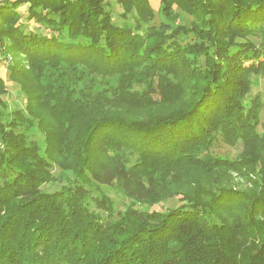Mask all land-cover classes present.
Here are the masks:
<instances>
[{"label": "trees", "instance_id": "1", "mask_svg": "<svg viewBox=\"0 0 264 264\" xmlns=\"http://www.w3.org/2000/svg\"><path fill=\"white\" fill-rule=\"evenodd\" d=\"M114 1L0 0V264H264V0Z\"/></svg>", "mask_w": 264, "mask_h": 264}, {"label": "rangeland", "instance_id": "2", "mask_svg": "<svg viewBox=\"0 0 264 264\" xmlns=\"http://www.w3.org/2000/svg\"><path fill=\"white\" fill-rule=\"evenodd\" d=\"M109 1L112 7V18L117 23H131L132 20L128 19L123 20L121 18V15L123 14V10L116 4L114 0H105ZM151 5L153 7V10L156 12L158 9V1L157 0H151ZM184 19L186 23L188 22V18L184 16ZM190 23V20H189ZM158 20L157 18L151 23V25H157ZM12 58V57H11ZM13 59H0V76H2L6 82L7 87V93L2 97V101L6 104V110L4 109L5 113H13L16 111H23L25 113V107H26V100L24 95L21 93L20 86L11 82L8 78L9 71L8 67L10 64H13ZM9 62V63H8ZM251 90L250 94L247 98V101L257 96L263 105V109L261 111L260 115V125L258 127V132L260 134H264V82L263 79L256 74H251ZM36 130L32 127L31 131L28 132V140L29 141H37L39 145H41V148H43V142L42 137L40 135H31ZM241 153V147L240 146H234L229 147L224 144H219L217 147L212 149V154L219 155L224 158L228 159H237L239 157V154ZM259 170V168H257ZM52 176L57 179L59 176L60 171L57 168L51 169ZM229 185L234 188L244 189V190H250L251 185V179H254V176L250 177H244L243 175L235 174V173H229ZM66 186L65 183H62L60 181H53L47 184H44L41 186V190L47 193H53L56 191H59L61 188H64ZM100 192L104 194L113 204V210L114 212H124L129 206H133L132 202L128 200L126 197H124L118 190L100 186ZM94 196H99V194H95ZM89 207L97 211L94 203L92 201H89ZM180 205V202L178 198H174L172 200H169L164 203H160L158 205H155L151 210L153 211H164L167 209H172L175 207H178ZM134 208H138L139 210H146V206L144 205H134Z\"/></svg>", "mask_w": 264, "mask_h": 264}]
</instances>
